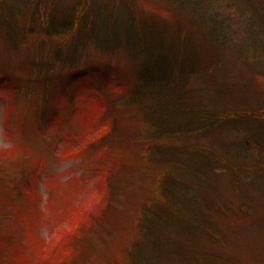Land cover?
Listing matches in <instances>:
<instances>
[{
	"label": "rangeland",
	"instance_id": "1",
	"mask_svg": "<svg viewBox=\"0 0 264 264\" xmlns=\"http://www.w3.org/2000/svg\"><path fill=\"white\" fill-rule=\"evenodd\" d=\"M73 1H59L65 22L71 21L66 7ZM80 1L82 10L90 9L91 0ZM104 1L126 0L98 3ZM131 1L165 38L178 33L176 0ZM35 33L12 42L0 27V264H123L130 246L140 255L137 264H190L181 261V245L198 251L195 264H264V74L258 75L249 95L227 102V108L242 113L224 117L214 136L188 133L177 138L185 142L186 152H176L174 145L165 154L166 159L173 157L168 161L176 168L167 186L173 192L164 195L153 183L162 179L163 165L145 161L151 147L143 149V142L125 137L140 125L119 112L126 106L124 95L109 87L131 77L128 56L102 54L84 43L73 57L53 58L61 37L48 41ZM37 39L43 42L35 45ZM66 40L68 36L64 50L69 49ZM83 70L89 71L86 77L77 78ZM235 73L223 76L222 89ZM78 84L85 86L78 113L90 109L92 120L114 105L122 143L110 147L108 137L92 132L74 151L68 136L80 128L70 118L77 94H82ZM87 97L98 105L89 107ZM224 103L218 101L223 115ZM195 104L199 106L198 100ZM179 123L172 119V124ZM194 166L204 187L193 214L204 216L207 226L203 237L184 241L175 235L176 225L162 207L180 209L191 199L196 202Z\"/></svg>",
	"mask_w": 264,
	"mask_h": 264
},
{
	"label": "trees",
	"instance_id": "2",
	"mask_svg": "<svg viewBox=\"0 0 264 264\" xmlns=\"http://www.w3.org/2000/svg\"><path fill=\"white\" fill-rule=\"evenodd\" d=\"M59 1L1 0L0 27L12 42L34 34V31L37 38L44 37L48 41L52 37H61L53 58L59 56L65 60L66 57H73L78 48L84 47V43L85 46L92 44L102 54L111 52L128 56L133 65L131 77L128 76L125 82L116 81L112 86L109 85L116 93L124 95L126 106L123 105V110L119 112L125 113L131 123L135 121L140 125L131 137H125L132 140V143L143 142V149L151 147V154H147L145 161L163 165L162 179H154V186H160L164 195L173 192V188L167 187L169 181L173 180L169 173L176 168L172 160L168 161L172 156L165 158V154L170 152L169 148H174L175 145L176 152L186 150L183 147L185 142L177 138L187 137L188 133L195 134L194 137H205L208 134L214 136L221 130L224 117L242 113L227 108V102L234 101V97L241 99L244 95H249L253 82L258 75L264 74V0H176L175 21L181 24L177 25L178 33L175 30L170 39L165 38L162 29L156 28V22L140 13L131 0L119 4L91 0L87 11L82 10L84 2L75 0L72 6L66 7L67 16L71 18L69 22H65L67 18L60 11ZM78 18L80 20L75 26ZM21 21L25 22L20 24ZM72 31L76 32L74 36L71 35ZM65 36L69 37L65 41L69 46L68 50H64ZM37 40L35 45L43 42ZM230 71L236 72L234 79L231 84L228 82V88L222 89V78ZM85 72H78L77 78H85ZM192 76L193 81H190ZM77 86V91L82 94H77V108H72L70 118L78 121L80 128L68 136L75 145L74 151L81 149L83 140H88L87 136H91L92 132H100L102 139L108 137L110 147L122 143L124 139L118 130L119 118L114 105H111L112 109L109 107V111H102V115H95L89 120L87 113L90 109L86 112L82 110L83 114L78 113L84 105L85 93L81 88L85 89V86ZM107 90L108 93L113 92L112 89ZM88 98L90 97L85 99V103L89 107L90 104L98 105L97 101L93 104ZM195 100H198L199 106H196ZM219 100L226 101L222 108L224 115L218 108ZM172 119L179 120L180 123L172 124ZM92 125L96 127L92 128ZM45 129L42 127V132ZM151 140L153 143H150ZM66 153L72 155L73 151L71 149ZM196 170L198 171L195 167L194 176L198 179L193 189L197 191L194 197L196 202L193 203L194 200L191 199L186 207L180 209L173 206L169 210V205L162 207L170 213V218L176 225L173 226L177 230L175 235L184 241L185 238L203 237V230L207 226L204 216L193 214L198 196L199 199L202 196L200 187H204L201 183L202 176ZM153 207H150L151 211L154 210ZM185 209L190 216H186ZM148 220L151 221V217ZM143 235L145 238L150 237L148 234ZM148 248L143 246V249ZM179 248L181 261L195 264L198 251L184 248V245ZM127 251L130 257L121 260L123 264H137L140 255L135 247L130 246ZM153 252L158 253L157 250Z\"/></svg>",
	"mask_w": 264,
	"mask_h": 264
}]
</instances>
